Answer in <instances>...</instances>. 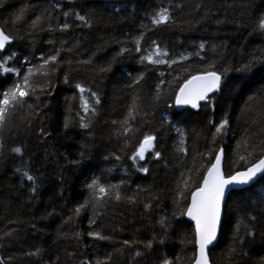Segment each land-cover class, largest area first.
<instances>
[{"label":"trees","instance_id":"16d2710c","mask_svg":"<svg viewBox=\"0 0 264 264\" xmlns=\"http://www.w3.org/2000/svg\"><path fill=\"white\" fill-rule=\"evenodd\" d=\"M0 26V264H193L217 154L226 176L264 157V0H0ZM43 96L48 144L21 125ZM263 182L228 197L212 264H264Z\"/></svg>","mask_w":264,"mask_h":264},{"label":"water","instance_id":"95a60500","mask_svg":"<svg viewBox=\"0 0 264 264\" xmlns=\"http://www.w3.org/2000/svg\"><path fill=\"white\" fill-rule=\"evenodd\" d=\"M13 44L0 26V52ZM222 77L217 73L198 74L189 79L177 95L175 107L181 111L196 110L220 89ZM153 139L143 142V150H149ZM264 177V157L247 169L230 176L225 174V155L221 150L206 172L200 187L189 201L185 219L193 224L196 238V259L193 264H212L210 251L220 238L224 210L228 197L234 192L251 188Z\"/></svg>","mask_w":264,"mask_h":264},{"label":"rangeland","instance_id":"374dc122","mask_svg":"<svg viewBox=\"0 0 264 264\" xmlns=\"http://www.w3.org/2000/svg\"><path fill=\"white\" fill-rule=\"evenodd\" d=\"M264 70V60L262 62V64L256 65L252 71V73L256 74H260L261 72H263ZM49 103V104H48ZM54 106L47 101V99L43 96L41 97V103L38 106V108L36 109L37 111V115L34 119H30L29 117H26V119L23 120V122L21 123V125L25 128H27L29 134H32L35 132V134H38L41 136L43 133L46 132L47 128L50 126V121L52 116V113L54 112ZM42 138V136H41ZM42 140V144H48L49 142H51V139H41ZM66 177V181L70 180V174L67 172H65L63 175ZM264 185V182L262 183V185L258 186V188L256 189V191H251L246 198H249L250 196H252L253 194H257V196H260V191L262 190V187ZM258 200V198H256Z\"/></svg>","mask_w":264,"mask_h":264},{"label":"bare ground","instance_id":"6f19581e","mask_svg":"<svg viewBox=\"0 0 264 264\" xmlns=\"http://www.w3.org/2000/svg\"><path fill=\"white\" fill-rule=\"evenodd\" d=\"M181 90V89H180ZM176 99H177V97H176ZM175 103H176V101H175ZM178 111V110H177ZM187 111V110H186ZM179 112V111H178ZM181 112H184V111H181Z\"/></svg>","mask_w":264,"mask_h":264}]
</instances>
